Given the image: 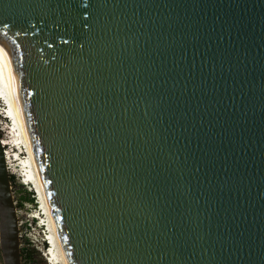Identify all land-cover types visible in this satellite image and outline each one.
I'll list each match as a JSON object with an SVG mask.
<instances>
[{"label":"water","instance_id":"water-1","mask_svg":"<svg viewBox=\"0 0 264 264\" xmlns=\"http://www.w3.org/2000/svg\"><path fill=\"white\" fill-rule=\"evenodd\" d=\"M0 88L62 264H264V0H0Z\"/></svg>","mask_w":264,"mask_h":264},{"label":"rangeland","instance_id":"rangeland-1","mask_svg":"<svg viewBox=\"0 0 264 264\" xmlns=\"http://www.w3.org/2000/svg\"><path fill=\"white\" fill-rule=\"evenodd\" d=\"M4 106L5 104L0 99V138L6 142L3 150L7 151L12 159L7 174L15 207L19 251L26 254L20 259V264H50L47 260V251L44 249L47 229L45 225H40V222H44V214L32 184L25 182L20 174L21 164L19 163L25 157V153L23 148H20L19 144L13 140L12 123L6 116ZM0 264H3L1 255Z\"/></svg>","mask_w":264,"mask_h":264},{"label":"bare ground","instance_id":"bare-ground-1","mask_svg":"<svg viewBox=\"0 0 264 264\" xmlns=\"http://www.w3.org/2000/svg\"><path fill=\"white\" fill-rule=\"evenodd\" d=\"M0 99L5 104L4 107H5L6 116L10 118V121L12 123L11 132H12V136H14L13 140L15 141V143L19 144L20 148L21 147L23 148L24 153H25L24 154L25 157L19 163V164H21V166H20V174H21V176H23V180L25 182H28V183L32 184V186H33V188H34V190H35V192H36V194L38 196V199L40 201L41 210H42V212L44 214V219H43L44 222L43 223H44V225H45V227L47 229L46 239L48 240V243H49V246H48V249H47V254H46L47 255V260L49 261L50 264H62L61 257H60V254H59V250H58V247H57V244H56V240H55V237H54V233H53V230H52V227H51V223H50V220H49V216H48V213H47V210H46V206H45V203H44V199H43V196H42V193H41V189H40V186H39V183H38V180H37V177H36L33 165H32V161H31V158H30V154H29V151H28V147H27V143H26V140H25V136H24L22 127H21V125L19 123V120H18V118L16 116V113H15L14 108H13V106L11 104V101H10V99L8 97V94L5 93L1 88H0ZM5 143L6 142L2 138H0V144H1L2 149L4 148ZM12 143H14V142H12ZM3 155H4L6 169L9 170V164H10V161H12V159H10L11 155L8 154V152L5 151V150H3ZM15 156H16V154H15Z\"/></svg>","mask_w":264,"mask_h":264},{"label":"trees","instance_id":"trees-1","mask_svg":"<svg viewBox=\"0 0 264 264\" xmlns=\"http://www.w3.org/2000/svg\"><path fill=\"white\" fill-rule=\"evenodd\" d=\"M24 255H26V254H24V253H22L21 251H19L20 259H21L22 257H25ZM27 256H28V255H27Z\"/></svg>","mask_w":264,"mask_h":264},{"label":"clouds","instance_id":"clouds-1","mask_svg":"<svg viewBox=\"0 0 264 264\" xmlns=\"http://www.w3.org/2000/svg\"><path fill=\"white\" fill-rule=\"evenodd\" d=\"M45 242V241H44ZM45 244H46V246L45 247H47L48 246V243L47 242H45ZM45 247H44V249H45Z\"/></svg>","mask_w":264,"mask_h":264}]
</instances>
